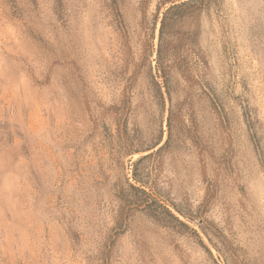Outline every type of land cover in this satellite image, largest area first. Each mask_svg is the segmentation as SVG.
<instances>
[{"label": "rangeland", "instance_id": "1", "mask_svg": "<svg viewBox=\"0 0 264 264\" xmlns=\"http://www.w3.org/2000/svg\"><path fill=\"white\" fill-rule=\"evenodd\" d=\"M188 1L0 0V264H264V0Z\"/></svg>", "mask_w": 264, "mask_h": 264}, {"label": "trees", "instance_id": "2", "mask_svg": "<svg viewBox=\"0 0 264 264\" xmlns=\"http://www.w3.org/2000/svg\"><path fill=\"white\" fill-rule=\"evenodd\" d=\"M196 1H199V0H189L188 2H184V3L180 4V5H174V4H173L171 7L167 8L166 12L163 14V19H162V22H161V29H160V34H161V36H162V34H163V30H164L165 25H166V22H167V20H168V16H169L173 11L178 10V9H181V8H183V7H185V6H188V5H192V4H193L194 2H196ZM172 3H174V2H172ZM164 4H167V2L164 3ZM157 63H158V67H159L158 69H159V71H160V72L163 71L162 73L165 75L164 70H161V53H160V52H158Z\"/></svg>", "mask_w": 264, "mask_h": 264}]
</instances>
